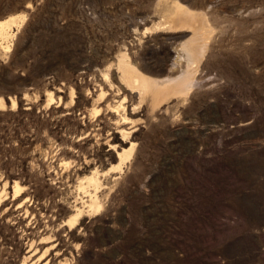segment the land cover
<instances>
[{
  "label": "rangeland",
  "instance_id": "obj_1",
  "mask_svg": "<svg viewBox=\"0 0 264 264\" xmlns=\"http://www.w3.org/2000/svg\"><path fill=\"white\" fill-rule=\"evenodd\" d=\"M6 20L0 264H264V0H0Z\"/></svg>",
  "mask_w": 264,
  "mask_h": 264
},
{
  "label": "bare ground",
  "instance_id": "obj_2",
  "mask_svg": "<svg viewBox=\"0 0 264 264\" xmlns=\"http://www.w3.org/2000/svg\"><path fill=\"white\" fill-rule=\"evenodd\" d=\"M189 14L188 13H185V14H182V15H178V14H176V16H174V18L172 19V22L171 23H175V26H176V24H177V26L179 25V24H181V23H183V22H187V20H190L189 19ZM11 22H14L13 20H6V21H2V22H0V36H3L4 35V31H5V29H6V27H8V26H10V23ZM12 24V23H11ZM204 41H205V33H204V31H203V29H201V28H195V29H193V34H192V37H191V39H190V41L184 46L185 48V52L188 54V56L190 57V59H193L194 58V56H195V54L197 53V51L198 50H202V48H204L203 47V44H204ZM201 48V49H200ZM199 53V52H198ZM126 63V62H125ZM123 65H126V64H123ZM128 66H126L125 68H127ZM131 69V68H130ZM129 73H131V72H129ZM137 73V72H136ZM132 77V76H131ZM188 78V77H187ZM128 79V78H127ZM134 79H139L138 81H137V83H138V87H140L142 90L144 89H146L147 90V92H148V89H151L152 88V83H151V81H150V79H148V78H144V77H134ZM169 80V81H168ZM168 80H165L162 84L164 85V83H166V85H172V84H174L175 82L177 83V81H176V79H172V80H170V79H168ZM187 81V80H186ZM153 82V81H152ZM170 82V83H169ZM156 83V85H157V81L155 82ZM161 83H158L159 85L161 84ZM185 84V83H184ZM187 85V87L189 86V85H191V81H188L187 83H186ZM179 86V85H178ZM182 86V85H181ZM156 87V86H155ZM160 87V86H159ZM145 90V91H146ZM145 91H143V92H145ZM177 93V92H176ZM0 104H3V100L0 98ZM128 153H126V152H124L123 154H120L119 155V157H120V160H121V164L120 165H122L123 163H124V160L126 159V155H127ZM130 156V155H129ZM126 161V160H125ZM88 182H89V184L91 185V186H93V187H96V189H97V187L99 186V179L98 178H96V177H89V179H88ZM81 187H83L82 185H81ZM20 187L17 185L16 186V189L18 190ZM92 202H91V204H92V207L94 206V208L96 207L97 209H101V206L96 202V201H93V200H91ZM93 209V208H92ZM95 210V209H94ZM81 214H82V211H80V210H78V215H77V218L74 220V223L73 224H76V223H78V221H79V217L81 216ZM50 251V250H49ZM45 253V252H44ZM43 258V257H42ZM45 258V257H44ZM33 261V260H32ZM40 261H41V259H40ZM26 264V263H25ZM32 264H35V262L34 263H32Z\"/></svg>",
  "mask_w": 264,
  "mask_h": 264
}]
</instances>
